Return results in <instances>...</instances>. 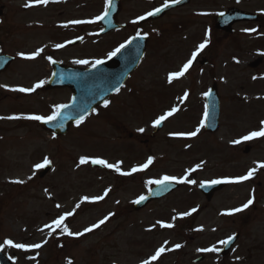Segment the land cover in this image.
<instances>
[{
	"label": "rangeland",
	"instance_id": "rangeland-1",
	"mask_svg": "<svg viewBox=\"0 0 264 264\" xmlns=\"http://www.w3.org/2000/svg\"><path fill=\"white\" fill-rule=\"evenodd\" d=\"M106 3L72 0L48 6L35 0H0V52L16 58L0 77V244L11 239L29 246L5 245L1 252L12 264H142L160 248L165 251L150 264H197L201 258L198 264H264V168L258 167L264 163V136L242 139L264 127V0H194L169 13L156 26L163 36L150 41L145 60L107 106L66 137L54 138L41 130V121L23 118L51 115L68 99L66 91L44 89L49 61L92 66L125 42L145 15L142 0H120L118 21L129 29L98 39L96 17L102 16ZM203 6L212 15L233 7L257 13L262 24L236 25L233 35L211 34ZM76 20L83 23H72ZM77 38L81 43L69 47ZM205 40L188 71L169 82V74L192 59ZM37 49L42 51L34 59L18 55ZM41 80L45 83L33 92L15 90ZM215 85L220 101L217 133L207 134L202 127L195 137L172 135L195 131L205 121L204 95ZM173 107L178 111L151 139L153 122ZM150 156L152 164L131 175L89 165L92 159H103L131 172ZM81 157L88 162L81 164ZM45 158L54 169L39 179L42 168L35 165ZM253 168L257 170L250 179L229 182ZM165 175L183 181L178 191L134 211L133 201L154 186L148 181ZM219 180L226 187L207 202L198 186ZM96 196L104 199H91ZM249 198L253 203L248 208L224 214ZM185 212L191 214L182 216ZM109 213L103 225L83 232ZM60 215H65L61 228L45 227ZM167 224L172 227L162 226ZM64 227L83 234L68 235ZM235 233L238 241L220 257V242ZM212 248L216 251H202Z\"/></svg>",
	"mask_w": 264,
	"mask_h": 264
},
{
	"label": "water",
	"instance_id": "water-1",
	"mask_svg": "<svg viewBox=\"0 0 264 264\" xmlns=\"http://www.w3.org/2000/svg\"><path fill=\"white\" fill-rule=\"evenodd\" d=\"M186 3L181 1L179 4L168 6L161 10L165 13L170 8L179 7ZM119 11V3L117 0H110L107 8V16L100 20L99 23L103 27V34L119 28L115 23L116 13ZM250 17L246 13L238 11H231L223 14L218 19L217 28L221 30H229V27L234 21L244 20ZM133 48V49H132ZM144 51L143 42L132 40L125 48H123L113 59L96 65L89 69H70L54 65V75L49 81L48 88L53 87H68L72 91L71 103L66 108L61 109V115L55 121L49 123H41L42 129L48 130L53 135L64 136L68 130L70 123L76 122L80 115L87 117L88 114L97 106L104 104L105 100L114 94L117 88H120L128 79V75L137 68L138 62L142 57ZM11 63V58L0 55V71L6 69ZM115 66H109L110 64ZM207 117L205 120L204 129L209 133H215L219 124V99L217 96V87L213 86L208 95H205ZM62 125V127L60 126ZM163 123L158 125L155 129L158 132L162 128ZM95 168L99 166L91 164ZM51 169V165H46L43 171L39 174L42 178ZM224 185L223 182L202 185L199 187L201 193L209 200L214 192L219 191ZM179 186L168 183L167 186L155 185L154 188L146 196L147 198L141 203L134 204L135 211H140L152 201L165 198L168 194L175 191ZM238 239V235H234L233 239L225 244L220 255H226L232 248V245ZM0 264H11L10 260L3 256L0 252Z\"/></svg>",
	"mask_w": 264,
	"mask_h": 264
},
{
	"label": "snow or ice",
	"instance_id": "snow-or-ice-1",
	"mask_svg": "<svg viewBox=\"0 0 264 264\" xmlns=\"http://www.w3.org/2000/svg\"><path fill=\"white\" fill-rule=\"evenodd\" d=\"M35 2L36 3L46 4V3H48V0H35ZM171 3H173V4L179 3V0H171ZM109 4H110V0H107L106 8L109 6ZM26 6H28V5H26ZM163 7H168V0H165V4L163 5ZM160 11H161V8H156L154 11H149L146 15L147 16H153V15H155L156 13H158ZM106 16H107V11H105L103 16H97L96 20H103V19L106 18ZM138 19L143 20V19H145V16H140ZM72 23L79 24V23H83V21L76 20V21H72ZM133 23H135V21H133ZM138 35H139V33H138ZM141 38H143V37H141ZM206 44H207V40H205L203 43L199 44L198 47H197L196 52L193 53V58L189 59L186 63H184L179 71L172 72V73L169 74V76H168L169 82H172V80H174L175 78L182 77L188 71L189 67L193 63V59L195 58L197 52H199L200 50L204 49ZM55 47L56 48H60V47H63V45L57 44ZM124 47H125V44L119 45V47H117L114 51L109 53V57L115 56ZM41 51H42V49H37L36 51L32 52L31 54L18 53V55L23 57V58H25V59H34V58H36L37 56L40 55ZM102 62L103 61H101V60H96V61L93 62L92 67H96V65L101 64ZM76 63L77 64H87L88 61L87 60H77ZM44 83H45V81L41 80V81L37 82L36 84H34L30 88L20 87V88L15 89V90L19 91V92H22V93H30V92H33L36 89L40 88ZM0 87H3V85H0ZM116 91L118 92L119 88H117ZM205 95H208V93H205ZM185 96H187V93H185ZM104 104H105V106H107L108 101H105ZM66 107H67V105H57V106H55L54 110L52 111V114L48 115V116L29 115V116H26V117H23V118H26V119H29V120H35V121H42L44 123H49L51 121H55L57 119V117L61 115V109L66 108ZM177 111H178V109L173 107L170 111H168V112L164 113L163 115L159 116L153 122V126L155 127V126L160 125L162 121H164L166 118L172 116ZM206 117H207V110L205 111V118ZM17 118H19V117H8V119H17ZM84 120H85V116L84 115H80L78 117V119L76 120V125L79 126L81 123H83ZM261 124L264 125V121H262ZM60 126L62 127V125H60ZM203 126H204V120H201L199 127H197L195 131H191V132H188V133H174L172 135H180V136H185L186 135L188 137H195L199 133L200 129ZM139 131L142 132L143 129H140ZM261 136H264V127H262L260 129V131H253V132L249 133L248 135L244 136L242 139L243 140H250L252 138L261 137ZM232 143L233 144H238V143H240V140H234V141H232ZM87 162H88V158H86V157H81L80 158V163L81 164H84V163H87ZM152 162H153V158L150 156V157H148L146 163H144L142 165H139V166L133 167L131 169V172H121V168H120L119 163L111 164V163L106 162L103 159H92L91 160V163L100 164V165H103L106 168L114 169L117 173H120L121 175H131L132 173H135L137 171H142V170L146 169L149 165H151ZM48 163H49V160L47 158H45L43 164H37V165H35V167L37 169H39V168H42V167L46 166ZM197 167H199V165H197ZM258 167L259 168H264V163L258 164ZM256 170H257L256 168L250 169L247 172L246 175L235 177L229 182H242V181L248 180L254 175ZM172 181H176L177 183L183 182L182 180H178L177 177H175V176H167V175H165L161 179L150 180V181H148V183L149 184L162 185V186L166 187L167 184L169 182H172ZM13 182L14 183H24V181H22V180H15ZM212 183H220V181H212ZM105 195H107V191L105 192ZM146 198H147L146 196L141 195L137 200H134L133 203H136V204L141 203ZM83 199L84 200H88L89 198L88 197H84ZM91 199L94 200V201H99V200L104 199V196H96V197H93ZM252 203H253V199L249 198L247 200V202L244 203L241 207L231 209V210H229L228 212H226L224 214H229L230 215V214H233L235 212H240L243 209L248 208ZM57 207H59V205H57ZM77 207H79V205H77ZM195 211H196L195 208H193L191 210V212H195ZM191 212H185V213H182L181 215L182 216H188V215L191 214ZM66 215H72V213H67ZM111 215H112V213H109V215L105 216L103 219H100L97 223L92 224L90 227L85 228L83 230V232L87 233V232L92 231L93 229H96V228L100 227V225H103L109 219V217ZM64 220H65V215H60L57 219H54L51 224L45 225V227H48V228H61V225L63 224ZM157 223H160V222L158 221ZM162 226L172 227L171 224L162 225ZM62 231L64 233L68 234V235L80 236V235L83 234V233H80V232L72 233V232H70L68 230L67 227H64L62 229ZM49 235H51V233H49ZM232 239H233V237L230 236L226 240L221 241L220 243L227 244ZM5 245H7L9 247L17 248V249H25L26 247H29V246H27L25 244H22V243H13V241L11 239L4 240L3 243L0 244V249H3ZM30 247H32V248H40L41 245L40 244H33ZM175 247L179 248L180 245L177 244V245H175ZM164 251H165L164 248L158 249L156 251V253L153 256H151L150 260H145V261L142 262V264H150V261L157 260V258ZM202 251H216V249H214V248H212V249H203ZM68 264H71V261H69Z\"/></svg>",
	"mask_w": 264,
	"mask_h": 264
},
{
	"label": "flooded vegetation",
	"instance_id": "flooded-vegetation-1",
	"mask_svg": "<svg viewBox=\"0 0 264 264\" xmlns=\"http://www.w3.org/2000/svg\"><path fill=\"white\" fill-rule=\"evenodd\" d=\"M192 1H194V0H189V5H190V3L192 2ZM222 1V0H221ZM142 2H143V5H145V15H143V16H147L146 14L149 12V11H154L156 8H162L163 7V5L165 4V1L164 0H142ZM205 2H207V3H210L211 2V0H205ZM188 5V6H189ZM209 7V6H208ZM206 8V7H204L203 6V9H206L204 12H205V21H208V23H209V26H210V30H209V32L211 33V34H214V33H216L215 31V22H216V18H217V16L219 15V14H221L223 11H226V10H222V11H220L219 13H217L216 15H212V11L211 10H209L210 8ZM199 8H201V7H199ZM175 11H178V10H175ZM201 12V11H200ZM169 13H171V12H169ZM168 13V14H169ZM196 13H199V12H196ZM120 14V13H119ZM168 14L166 15V16H164V17H161V18H159L158 20H154V21H147V23H144V24H139V20L137 19V22H136V24H137V26H140V27H138L137 29H133L132 30V34L127 38V40H129V39H131L132 37H135V36H137L138 35V33H139V35H142V36H145V37H147V43H146V45H147V47H146V51H145V58H146V54H147V51H148V48H149V43H150V41L151 40H156V38L158 37H162L163 35L162 34H160L159 33V30H157L156 29V26L158 25V23H160V22H162L167 16H168ZM208 15V16H207ZM258 22H256L255 24L256 25H258V26H261V20L262 19H260L259 17H258ZM133 24H135V23H133ZM244 24H248V23H246V22H244V23H241V24H237V25H244ZM255 24H253V25H255ZM2 27V24H1V22H0V28ZM127 29H129V27H128V25H127V27H126V29L125 30H123V31H126ZM215 30V31H214ZM123 31H115L114 33H111V34H115V33H119V32H123ZM234 32H235V30H234ZM217 33H219L221 36H223V35H229V34H227V33H225V32H220V31H217ZM146 34V35H145ZM108 35H110V34H108ZM108 35H105V37H107ZM212 36V35H211ZM105 37H100V39H105ZM127 40L124 42V43H126L127 42ZM145 58L143 59V61L145 60ZM15 59V58H14ZM54 59V58H53ZM15 61H16V59L14 60V63H15ZM142 61V62H143ZM13 63V64H14ZM59 63H60V65L61 66H68V67H71V65H69V64H67V63H65V62H61V61H59ZM12 64V65H13ZM11 65V66H12ZM10 66V67H11ZM50 66V65H49ZM9 67V68H10ZM51 68V67H50ZM9 70V69H8ZM50 71V74H49V77L52 75V70L50 69L49 70ZM6 73V72H5ZM5 73H3V74H1L0 75V77L1 76H3ZM59 91H66V92H68V97H70V91H68V90H66V89H61V90H59Z\"/></svg>",
	"mask_w": 264,
	"mask_h": 264
}]
</instances>
